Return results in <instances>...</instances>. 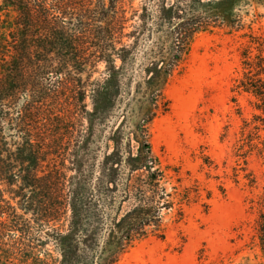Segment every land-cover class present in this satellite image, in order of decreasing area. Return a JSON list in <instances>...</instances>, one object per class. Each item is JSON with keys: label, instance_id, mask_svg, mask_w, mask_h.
Instances as JSON below:
<instances>
[{"label": "trees", "instance_id": "1", "mask_svg": "<svg viewBox=\"0 0 264 264\" xmlns=\"http://www.w3.org/2000/svg\"><path fill=\"white\" fill-rule=\"evenodd\" d=\"M134 1L0 0V264H116L201 199L151 142L201 33L243 31L231 101L253 113L234 155L264 164V0ZM256 203L248 264H264V187Z\"/></svg>", "mask_w": 264, "mask_h": 264}, {"label": "rangeland", "instance_id": "2", "mask_svg": "<svg viewBox=\"0 0 264 264\" xmlns=\"http://www.w3.org/2000/svg\"><path fill=\"white\" fill-rule=\"evenodd\" d=\"M251 27L256 34L264 33V17L254 20ZM242 33L220 30L195 37L181 71L166 87L169 111L156 118L151 128L153 151L163 162L180 165L184 177L188 171L187 182H198L201 199L185 206L176 224L170 214L165 216L164 239L139 243L116 264H248L259 260L258 250L249 242L263 209L256 200L263 192L264 164L255 154L246 164L234 155L241 120L253 113L246 95H236V102L231 101L238 50L246 40ZM204 155L216 166L204 165ZM248 173L254 177L252 185ZM207 191L211 192L209 200L205 199ZM45 249L57 257L50 244Z\"/></svg>", "mask_w": 264, "mask_h": 264}]
</instances>
